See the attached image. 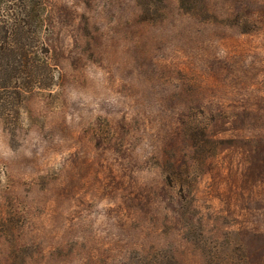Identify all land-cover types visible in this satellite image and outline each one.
I'll list each match as a JSON object with an SVG mask.
<instances>
[{"label":"rangeland","instance_id":"374dc122","mask_svg":"<svg viewBox=\"0 0 264 264\" xmlns=\"http://www.w3.org/2000/svg\"><path fill=\"white\" fill-rule=\"evenodd\" d=\"M45 1L0 264H264V0Z\"/></svg>","mask_w":264,"mask_h":264},{"label":"trees","instance_id":"16d2710c","mask_svg":"<svg viewBox=\"0 0 264 264\" xmlns=\"http://www.w3.org/2000/svg\"><path fill=\"white\" fill-rule=\"evenodd\" d=\"M152 1L139 0L144 10ZM45 0H0V116L17 118L23 98L54 86Z\"/></svg>","mask_w":264,"mask_h":264}]
</instances>
